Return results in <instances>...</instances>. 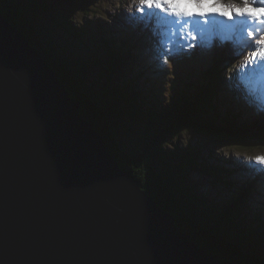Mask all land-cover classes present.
<instances>
[{"label":"water","instance_id":"1","mask_svg":"<svg viewBox=\"0 0 264 264\" xmlns=\"http://www.w3.org/2000/svg\"><path fill=\"white\" fill-rule=\"evenodd\" d=\"M0 264H233L122 170L0 8Z\"/></svg>","mask_w":264,"mask_h":264},{"label":"trees","instance_id":"2","mask_svg":"<svg viewBox=\"0 0 264 264\" xmlns=\"http://www.w3.org/2000/svg\"><path fill=\"white\" fill-rule=\"evenodd\" d=\"M62 1L69 8L57 25L76 42L79 51L59 44L50 28H44L46 34L40 40L37 25L30 28L25 23L28 14L36 12H43L54 21L55 6L48 0H0V8L3 16L38 47L36 50L56 72L70 96L80 102L82 116L103 135L120 168L130 172L140 188L174 217L178 229L191 242L233 264H264V218L247 212V200L259 185L253 180L260 173L249 171L253 179L235 186L226 200L208 201L189 182L188 169L198 167L224 186L235 183L227 178L231 171L199 164L195 153L174 162V153L164 149L167 139L182 131L208 134L222 144L238 145L242 149H250L252 141L261 150L264 148V124L249 119L238 123L241 113L232 112L227 103L232 99L239 106L240 93L232 84L229 71L239 56L219 53L214 68L201 74L195 87L197 94L189 97L180 94L165 103L152 89L145 92L139 89L141 73H133L127 80L123 77L125 57L115 39L100 37L92 43V48L86 44V32L79 29V24H73V8L80 2L84 5L81 11L87 10V0ZM31 32L36 33L32 39ZM81 48L90 50V54L83 53ZM222 64L224 71L219 69ZM90 66L100 73L97 82H91L87 76ZM226 105L230 109L221 116L219 108ZM118 119L137 123L139 130L133 136L122 134L114 124Z\"/></svg>","mask_w":264,"mask_h":264},{"label":"rangeland","instance_id":"3","mask_svg":"<svg viewBox=\"0 0 264 264\" xmlns=\"http://www.w3.org/2000/svg\"><path fill=\"white\" fill-rule=\"evenodd\" d=\"M48 1L55 6L53 12L56 19L54 21H51V18L43 12H36L28 14L25 23L30 25V28L37 25L36 28L40 32L37 35L40 40L43 39L41 35L46 34L44 28H50L52 36L59 44L67 46L72 51H79L80 47L76 42L57 25V21H61L60 16L65 14L69 7L62 0ZM235 2H239V0ZM85 4L88 9L81 11L84 5L80 2L75 3L73 24H79V29L86 32L84 37L86 44L91 47L92 43L98 42L100 37L115 39L117 44L122 46V53L125 57V65H123L125 75L123 77L127 80L133 73H141L142 78L138 84L139 89L144 92L146 89H152L157 98L165 103L175 100L180 94L185 97L194 96L197 94L195 87L201 80V74L214 68L219 53L239 56V59L229 69L232 84L238 87L240 83L239 70L252 51V48L248 46L246 33L242 42L221 40L217 37L210 48L184 49L169 58L168 64H163L158 55L159 45L149 30L150 26L146 27V22L132 17L134 9L139 7V0H87ZM136 16L139 14L137 13ZM217 19L221 18L217 17ZM226 23L228 22L226 21ZM30 34L32 39L36 33L31 32ZM177 48H182V45L177 43ZM81 49L83 53L90 54V50ZM219 69L226 70L223 64L219 66ZM87 76L91 82H97L100 73L94 66H90ZM238 101L239 106L237 107V103L232 99L227 100L233 109H231L232 112L238 115L241 113L238 123L249 119L248 121L256 120L264 124V114H259L254 108L249 107L241 93ZM228 109L230 108L227 105L226 107L221 106L219 108L221 116H224ZM114 124L126 136H133L139 130L137 123L126 119H118ZM218 126H223L221 121H218ZM250 146V149H242L238 145L222 144L220 140L208 134L182 131L178 135L169 137L164 149L174 153V162L195 153L198 155L196 159L199 164L207 163L231 171L227 178L235 183L224 186L220 180L205 174L198 167L188 169L189 182L195 186L199 194L208 201L222 202L230 197L235 186L253 179L249 171L255 174L256 169L262 167L255 164L254 158L264 155V148L261 150L256 141H252ZM253 181L259 182V185L254 195L247 200V212L258 213L264 218V173H260L259 177Z\"/></svg>","mask_w":264,"mask_h":264},{"label":"snow or ice","instance_id":"4","mask_svg":"<svg viewBox=\"0 0 264 264\" xmlns=\"http://www.w3.org/2000/svg\"><path fill=\"white\" fill-rule=\"evenodd\" d=\"M132 17L150 26L163 64L184 49L210 48L217 37L242 42L246 33L252 51L239 70L237 90L264 114V0H139ZM254 159L262 166L256 171L264 173V155Z\"/></svg>","mask_w":264,"mask_h":264},{"label":"bare ground","instance_id":"5","mask_svg":"<svg viewBox=\"0 0 264 264\" xmlns=\"http://www.w3.org/2000/svg\"><path fill=\"white\" fill-rule=\"evenodd\" d=\"M87 120V119H86ZM95 126V125H94Z\"/></svg>","mask_w":264,"mask_h":264}]
</instances>
